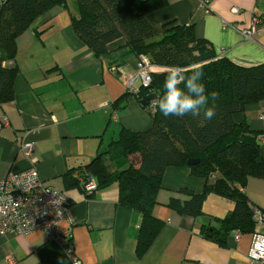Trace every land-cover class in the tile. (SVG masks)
Segmentation results:
<instances>
[{"label": "crops", "instance_id": "0c3cea01", "mask_svg": "<svg viewBox=\"0 0 264 264\" xmlns=\"http://www.w3.org/2000/svg\"><path fill=\"white\" fill-rule=\"evenodd\" d=\"M166 2V7L147 15L157 32L169 22L192 25L195 35L210 43L218 56L246 68L264 64V0H210L209 13L200 9V0ZM76 15L75 0H67L66 8L39 17L17 38L15 60L3 64L18 70L14 100L0 104V180L33 167L45 186L67 198L71 223L62 221L59 228L68 230L69 236L52 241L42 231L0 234V264H6V258L12 259L10 264H72L65 251L69 242L80 264H252L247 259L250 234L237 240L230 234L225 246L201 236L202 226L219 227V220L234 207L231 200L209 194L197 217L167 207L171 199H189L178 193L181 188L202 192L206 181L191 176L187 168L165 170L152 209L162 226L141 255L137 250L141 215L118 205L115 184L87 193L68 183L67 178L105 151L122 129L146 131L151 126L139 102L124 97V77L135 73L137 58L121 40L95 57L72 32L71 18ZM255 16L260 24L246 39L241 30ZM48 18L49 28L36 36L35 30ZM162 71L154 67V72ZM3 119L6 126L1 125ZM234 121L264 133V101L247 106ZM20 143L34 146L29 158L19 151ZM260 152L264 155V139ZM243 191L253 208L264 211V180L248 179Z\"/></svg>", "mask_w": 264, "mask_h": 264}, {"label": "trees", "instance_id": "16d2710c", "mask_svg": "<svg viewBox=\"0 0 264 264\" xmlns=\"http://www.w3.org/2000/svg\"><path fill=\"white\" fill-rule=\"evenodd\" d=\"M77 15L71 18L75 37L99 58L108 46L123 41L128 53L144 57L162 72H153L148 87H139L133 96L151 120L146 131L122 129L106 150L99 152L78 172L84 183L94 181L96 190L115 184L118 205L141 215L138 253L143 254L156 238L162 223L152 215L162 177L168 168H187L190 175L206 184L200 194L181 188L186 201L171 199L167 207L180 215L197 217L209 194L225 197L233 209L219 220L218 228L202 226L201 236L225 246L230 234H251L254 229L253 207L243 191L250 178L264 180V155L260 140L264 133L251 130L234 116L247 106L264 101V64L241 67L216 54L206 40L198 38L192 25L166 23L157 32L147 15L166 7V0H75ZM67 0H1L0 4V104L14 100V80L18 70L5 67L16 57V40L39 17H48L57 8H66ZM46 19L36 36L48 28ZM203 67L209 92H219L216 115L206 120L198 117L164 116L158 109L148 110L149 95H162L163 82L171 65ZM183 88V85H180ZM122 99L118 100V105ZM121 105L120 108H124ZM136 157L137 162L132 163ZM189 160L197 164L188 166ZM212 180L213 183H208ZM68 183L82 187L73 177Z\"/></svg>", "mask_w": 264, "mask_h": 264}, {"label": "built area", "instance_id": "2783aa9c", "mask_svg": "<svg viewBox=\"0 0 264 264\" xmlns=\"http://www.w3.org/2000/svg\"><path fill=\"white\" fill-rule=\"evenodd\" d=\"M210 0H200V9L209 13ZM238 13V9H232ZM260 19L255 16L251 25L241 30V35L250 39L256 32ZM154 72L146 58L139 57L136 62L135 73L124 77L126 91L135 95L139 87H148L151 82V74ZM148 110L153 111L151 102ZM6 126V119L1 121ZM264 139L261 137V140ZM18 149L24 157L29 158L34 146L27 143L18 144ZM87 193L96 190L94 181L83 182L78 172L72 174ZM70 204L67 198L60 192L47 187L40 180L37 171L30 167L19 173H9L0 180V234L4 236L28 235L35 231H42L52 241L67 239L69 232L62 231L59 224L62 221L71 223L69 212ZM254 229L250 234L251 242L247 252V259L252 264H264V211L254 208L252 211ZM240 234H234L238 239ZM66 254L72 264H80L75 258L70 242L66 248ZM6 264L12 263L11 258L5 259Z\"/></svg>", "mask_w": 264, "mask_h": 264}, {"label": "clouds", "instance_id": "9594fccd", "mask_svg": "<svg viewBox=\"0 0 264 264\" xmlns=\"http://www.w3.org/2000/svg\"><path fill=\"white\" fill-rule=\"evenodd\" d=\"M203 80L202 65L169 66L163 82V94L152 100V107L164 116L198 117L203 114L204 119H213L220 94L215 90L209 92Z\"/></svg>", "mask_w": 264, "mask_h": 264}, {"label": "water", "instance_id": "95a60500", "mask_svg": "<svg viewBox=\"0 0 264 264\" xmlns=\"http://www.w3.org/2000/svg\"><path fill=\"white\" fill-rule=\"evenodd\" d=\"M156 98V95H149V96H147L142 102H141V104L142 105H145L148 101H151V100H153V99H155ZM195 164H197V160H189L188 162H187V165L188 166H193V165H195Z\"/></svg>", "mask_w": 264, "mask_h": 264}, {"label": "rangeland", "instance_id": "374dc122", "mask_svg": "<svg viewBox=\"0 0 264 264\" xmlns=\"http://www.w3.org/2000/svg\"><path fill=\"white\" fill-rule=\"evenodd\" d=\"M137 162V158L136 157H134L133 159H132V163H136Z\"/></svg>", "mask_w": 264, "mask_h": 264}]
</instances>
